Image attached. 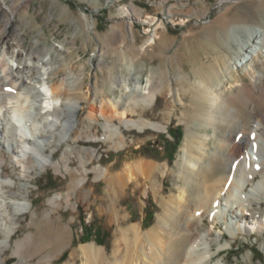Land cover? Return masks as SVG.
Here are the masks:
<instances>
[{
	"label": "rangeland",
	"instance_id": "1",
	"mask_svg": "<svg viewBox=\"0 0 264 264\" xmlns=\"http://www.w3.org/2000/svg\"><path fill=\"white\" fill-rule=\"evenodd\" d=\"M133 6L141 10L142 17L132 10ZM147 15L157 18V25L162 23L157 37L153 38L152 32L157 25L144 22ZM7 21L11 24H5ZM0 27L6 35L23 40L30 53L38 50L35 41L41 48L52 51L51 69L56 75L51 76V83L66 79L69 98L77 109L78 121L83 124L82 131L96 137L95 140L86 136L77 142L68 139L61 145L56 142L45 150V156L56 162L67 149L79 146L78 151L66 155L73 169L80 167V156L83 160L91 159L89 169L95 166L108 169L97 180L91 175L78 193L63 200V206L57 209H52L48 202L55 195L68 192L72 181L69 173L64 170L59 173L48 166L46 171L17 179L27 187L22 191L16 189L23 196L13 198L26 202L30 208L13 223L18 229L12 245L29 235L32 237L29 255L37 247L50 246V251L33 257L38 261L56 251L57 229L62 228L65 246L54 264H75L76 257V264H83L81 247L90 244L106 253L109 260L105 264H113L118 248L121 256L126 255L128 247L132 256L137 250L149 248L151 244L144 238L148 232L155 234L151 237L160 245L161 238L163 241L166 238L158 228L159 218L167 212L164 200L174 199L179 193L181 182L176 162L185 139L192 133L209 134L212 151L225 129L220 126L215 136L213 127L203 125L211 102L197 88H192L190 82L201 81L202 76H209L218 68L219 62L224 66L241 55L233 29L241 27L245 36L246 28H264V0H0ZM256 68L254 75L264 74V57L257 61ZM254 75L243 69L233 70L222 89L226 91L222 99L232 95L236 100L234 107L239 110L234 115L244 113L249 117V126L262 106L260 90L264 82L255 81ZM137 82L142 86L151 84L155 96L152 104L137 97L123 100L125 84L133 87ZM252 83L254 92L247 93L245 88ZM111 101L116 103L118 114L125 113L134 121L152 122L159 130L122 126L120 136L109 134L99 110L102 103L108 110ZM91 110L98 113L96 121H90ZM121 114L111 116L114 126L121 125ZM171 131L177 139L171 136ZM235 133L232 131V136ZM89 149L95 151L94 158ZM9 172L23 174L19 168ZM148 211L155 212L154 221L144 228ZM46 213H51V221L39 218ZM82 219L94 235L88 243L81 242ZM206 223L211 226L209 221ZM217 229L224 233L222 244L231 240L223 225L219 224ZM127 231L128 238L124 239ZM136 231L142 239L137 240ZM99 232L105 241L103 245L95 240ZM0 238H4L1 233ZM235 241L231 248L218 253V243L213 242L216 253L211 262L221 259L225 264H264V231L241 234ZM5 259L7 264L19 261L12 249Z\"/></svg>",
	"mask_w": 264,
	"mask_h": 264
},
{
	"label": "bare ground",
	"instance_id": "2",
	"mask_svg": "<svg viewBox=\"0 0 264 264\" xmlns=\"http://www.w3.org/2000/svg\"><path fill=\"white\" fill-rule=\"evenodd\" d=\"M136 8L133 6L132 10L142 17L141 10ZM144 22L154 26L157 25V18L147 15ZM5 24L11 23L7 21ZM161 25L162 23L158 24L152 30L153 38L158 36ZM242 30L241 27L233 29V37L241 46V55L224 66L219 62L218 68L214 71L211 69L212 74L202 76L201 81L190 82L192 88H197L211 102L203 125L213 127L215 136L220 126L225 129L217 139L216 149L213 148L212 151L209 149V134L201 136L192 133L185 139L182 153L176 162L177 177L181 182L178 186L179 193L173 196L174 199L164 200L167 212L159 218L161 226L158 228H161V236L164 233L166 240L161 238L160 245H156L151 237L153 233L148 232V236L145 235L144 238L151 244L149 248L145 251L137 250L134 256L129 247L124 256H121V248H118L114 252L113 264H225L221 259L212 263L213 255L231 248L241 234L264 231V84L262 83L260 90L263 107L260 104L252 126H249V117L244 113L240 116L234 115L239 110L234 107L236 100L232 95L226 100L222 99L226 93L223 91L224 82L231 77V72L243 69L254 75L257 61L264 57V28H246L245 36L241 34ZM153 42L154 39L150 44ZM35 44L38 50L30 53L25 49L23 40L14 35H6L5 30L0 27V233L4 236L0 238V264H7L5 254L10 249L19 258L17 264H54L55 260H59L58 253L65 246L62 228L57 229L59 245L56 251L38 261L33 257L50 251V246L37 247L34 254L29 255L28 250L32 247V237L29 235L12 245V238L18 229L13 223L21 213L30 208L26 202L13 198L17 195L23 196V193L17 194L16 189L22 191L27 187L26 183L17 179L46 171L48 166H52L59 173L62 170L69 173L72 181L68 192L57 194L48 202L52 209H57L63 206V200H69L82 188L91 175L97 180L108 172L102 166L89 169L87 164L91 159L85 157L87 160H83L81 154L78 155L81 157L80 167L73 169L70 166L71 160L66 155L78 151L79 146L68 147L62 159L56 162L52 157L45 156V150L51 149L56 142L61 145L68 139L77 142L86 136H93H90L91 132L82 131L83 124L78 121L77 109L71 103V97L69 98L70 89L66 79L63 77L56 84L51 83L50 79L54 74L51 69L54 59L52 51L41 48L38 41ZM252 77L257 82H264V74ZM8 88L14 91H6ZM254 89L252 83L251 86H246L245 91L253 93ZM177 96L183 103L179 93ZM131 97L141 98L145 104H152L155 99L151 84L142 86L139 82L133 87L125 84L123 100ZM110 103L108 110L104 103L99 110V116L106 121L105 129L108 133L113 132L111 134L114 136H120L122 126L139 130L147 127L158 128L143 119L130 120L125 113H119L121 125L114 126L110 118L114 114L119 115L118 108L115 102ZM89 118L90 121H96L99 118L98 113L91 110ZM232 131H236L234 136ZM253 133L256 136L255 141L251 139ZM93 139L96 140V137ZM88 152L92 158L95 157V151L89 149ZM257 164L260 166L259 171L256 169ZM18 168L22 175L9 172L10 169ZM189 189L192 191L189 192ZM217 202L219 207L215 206ZM198 212L202 215L198 216ZM51 213L39 218L51 221ZM206 221L211 226H207ZM219 224L223 225L231 239L225 244L220 241L224 233L222 229H217ZM251 224L252 227H249ZM135 233L137 240L142 239L143 236L138 231ZM128 235L129 231L124 232L123 238L127 239ZM213 242L218 243L216 252L212 249ZM81 254L83 264H105L109 260L106 253L93 244L82 246ZM74 261L76 264L78 258H74Z\"/></svg>",
	"mask_w": 264,
	"mask_h": 264
},
{
	"label": "trees",
	"instance_id": "3",
	"mask_svg": "<svg viewBox=\"0 0 264 264\" xmlns=\"http://www.w3.org/2000/svg\"><path fill=\"white\" fill-rule=\"evenodd\" d=\"M170 134L173 138L177 139L176 134L173 131H171ZM176 150H177V148L175 149V151ZM154 215H155L154 211H150V212L148 211L147 212V215H146L145 219L143 220L144 228H149L153 224ZM82 229H83V236H82L81 242L82 243H88V242L92 241L94 235L92 234V231H89V227H88V225L84 219H82ZM100 235H101V233L99 232L97 234V236L95 237V240L98 244L103 245V244H105V241Z\"/></svg>",
	"mask_w": 264,
	"mask_h": 264
},
{
	"label": "snow or ice",
	"instance_id": "4",
	"mask_svg": "<svg viewBox=\"0 0 264 264\" xmlns=\"http://www.w3.org/2000/svg\"><path fill=\"white\" fill-rule=\"evenodd\" d=\"M6 91L12 92V91H14V90L11 89V88H8V89H6ZM49 95H51V93H49ZM251 139H252L253 141H255V139H256L255 133L252 134ZM253 146H254V147H258V146H256V145H253ZM256 169H257V171L260 170V166H259V164L256 165ZM229 186H230V185H229ZM215 206H216V207H219V202H217V204H216ZM197 215H198V216H199V215H202V213L198 212Z\"/></svg>",
	"mask_w": 264,
	"mask_h": 264
}]
</instances>
